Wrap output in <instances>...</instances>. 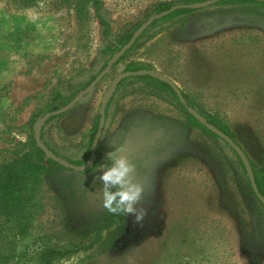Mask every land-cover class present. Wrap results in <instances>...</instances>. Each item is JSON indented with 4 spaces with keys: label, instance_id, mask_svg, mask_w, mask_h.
I'll list each match as a JSON object with an SVG mask.
<instances>
[{
    "label": "rangeland",
    "instance_id": "1",
    "mask_svg": "<svg viewBox=\"0 0 264 264\" xmlns=\"http://www.w3.org/2000/svg\"><path fill=\"white\" fill-rule=\"evenodd\" d=\"M98 1L0 0V149L20 151L32 115L56 111L48 112L59 105L56 94L76 93L73 100L110 62L101 54L107 42L97 14L117 39L153 18L159 3L185 0ZM144 32L72 108L38 122L52 149L80 160L113 89L97 147L106 158L119 144L136 163L132 175L144 187L139 206L147 215L139 224L127 215L108 251L92 248L82 262L54 264H264V212L232 152L191 127L175 99L149 82L129 77L113 87L130 64L169 79L199 114L225 123L264 174V10L212 5ZM102 167L47 174L29 234L4 231L0 252L22 254L21 263L67 239L87 242L104 212Z\"/></svg>",
    "mask_w": 264,
    "mask_h": 264
},
{
    "label": "trees",
    "instance_id": "2",
    "mask_svg": "<svg viewBox=\"0 0 264 264\" xmlns=\"http://www.w3.org/2000/svg\"><path fill=\"white\" fill-rule=\"evenodd\" d=\"M18 1L22 5L31 6L34 5L35 0H12ZM92 2L93 4L99 5L98 0H87V2ZM209 0H185L183 4H195L204 3ZM214 5H233V6H244L251 10H264V2L256 0H222ZM174 6L171 2L159 3L155 6L152 11L154 19L150 23L149 28H153L160 23L168 22L173 19L179 18L181 16H186L192 14L195 10L191 9H178L173 12L158 17L165 11H168ZM98 11V9H96ZM100 24L103 27L102 37L107 42L104 48L101 50V54L107 59H112L115 55L120 54L114 65L118 64L126 54L134 47L133 46L125 51L122 48L130 40L132 33L122 36L121 38L114 39L110 34V27L107 22H105L98 14ZM145 33V32H144ZM144 33L138 38L143 37ZM138 41V40H137ZM128 72L145 71L147 74L138 76L139 79L145 80L153 85L156 89L161 92H166L170 94L180 107L184 114L186 121L193 128H196L208 135L209 137L218 140L217 136L209 132L201 123L196 121L187 111V108H194L190 103L188 97L181 92L183 102H180L176 94L172 91L168 84L163 82V77L157 74H149V70L143 66L137 64H130L127 68ZM90 83L87 84V86ZM76 95L63 96L62 94H56L54 96V101H59V105L48 110L51 112L53 110H58L64 107L72 98ZM44 113H37L31 116L27 127L29 128V134L27 136V141L22 144V149L20 151H9L0 149V155L3 158L0 159V241L5 239L3 236L4 231H9L14 234L16 238H25L29 234L31 214L35 206V200L37 194L39 193L47 174L54 171V169H59L62 171H70L72 166H84L86 163H90L91 166L87 167L83 173L92 171L98 165H104L106 158L99 153L98 147L96 150H92V141L97 130L98 120L94 124V128L91 131V136L89 139V145L84 152L80 160H72L70 158L60 155L56 150L52 149L44 140L42 130L39 135H36L35 127L37 122L43 118ZM208 124L213 125L218 130L223 132L228 136L234 145V147L241 148L234 133L231 129L223 122H219L216 118L210 115L201 114ZM54 119L51 117L46 120V123ZM225 146L232 152L236 159L237 167L241 170L244 180L246 182L247 191L253 196L261 211L264 212V206L257 200L254 192L251 189L247 172L240 161L236 152L229 145ZM44 148L52 153L58 161L52 159H47L45 156ZM243 151V150H242ZM245 154V152L243 151ZM247 157V156H246ZM259 194L264 198V174L263 171L256 168V166L247 157ZM126 223L125 215H113L104 209L100 220L91 229L92 236L88 238L87 242L80 240L67 239L61 245L55 244L53 247L41 248L35 254V258L29 262H19L22 258V254H16L15 251L6 249L4 252H0V264H54L59 261H67L74 257H81L78 260L82 262L85 259H89L90 256H86L87 250L95 248V252L108 251L112 243L120 237L123 232V226ZM82 254V255H81Z\"/></svg>",
    "mask_w": 264,
    "mask_h": 264
},
{
    "label": "water",
    "instance_id": "3",
    "mask_svg": "<svg viewBox=\"0 0 264 264\" xmlns=\"http://www.w3.org/2000/svg\"><path fill=\"white\" fill-rule=\"evenodd\" d=\"M219 1H222V0H209V1H206L204 3H195V4H188V5H185V4L184 5H176V6H173L172 8H170L168 11L163 12L158 17L165 16V15L173 12L174 10H178V9L199 10V9H202V8H206V7L212 6V5H214L215 3L219 2ZM256 1L264 2V0H256ZM153 19H154V17L151 18L149 21L145 22L142 26H140L134 32V34L132 35L130 40L122 48V51L128 50V49H130L133 46L134 42L149 27V25H150V23L152 22ZM119 57H120V54L115 55L110 60V62L106 65V67L96 76L94 81L83 92H80L70 103H68L65 107L61 108L60 110H56V111H54L52 113L45 114L44 117H43V120L44 119H48L51 116H56V115L63 114L66 111H68L70 108H72L79 100H81L86 94H88L94 88V86H96L106 76V74L110 71L111 66L117 61V59ZM145 74H147V72H145V71L125 72V73L121 74L118 78H116V80L113 82V87L116 86L123 79L129 78V77H138V76L145 75ZM149 74L152 75L154 73H149ZM162 80H163V82H165L166 84L169 85V87L172 89V91L176 94V96L179 99V101L183 102L181 91L176 87V85L172 81L167 79V78H163ZM112 91H113V89H111L105 95V97L102 100V106H101L102 111H101V114H100L98 128H97V131H96L95 136L93 138V142H92V146H91L92 150H96L98 142H99V139H100V136L102 134L104 123H105L104 108H105V105H106L109 97L111 96ZM187 111L196 121L201 123L209 132H211L212 134L217 136V138L219 140H221L224 144H227L231 148H233V150L236 152V154L238 155L240 161L242 162V164L244 165V167L246 169L247 177H248V180H249V183H250L252 191L254 192L257 200L264 206V198L259 194V192L257 190L256 184H255V181H254V176H253L249 161H248L246 155L243 153L242 149L238 148V147H234V145L232 143V140L228 136H226L223 132L218 130L213 125L208 124L207 122H205L203 116L201 114H199L196 110H194L192 108H187ZM35 132H36V135H39V122H37V124H36ZM44 152H45V156H46L47 159H52L54 161H58V159L56 157H54L52 155V153L50 151H48L47 149L44 148ZM89 166H91V164L90 163H86L82 167L72 166L71 169L76 170V171H83Z\"/></svg>",
    "mask_w": 264,
    "mask_h": 264
},
{
    "label": "clouds",
    "instance_id": "4",
    "mask_svg": "<svg viewBox=\"0 0 264 264\" xmlns=\"http://www.w3.org/2000/svg\"><path fill=\"white\" fill-rule=\"evenodd\" d=\"M122 153L121 145L112 147L106 152L105 164L98 168L100 206L113 215L131 214L139 224L147 215V209L139 206L144 187L132 175L136 171V163Z\"/></svg>",
    "mask_w": 264,
    "mask_h": 264
},
{
    "label": "flooded vegetation",
    "instance_id": "5",
    "mask_svg": "<svg viewBox=\"0 0 264 264\" xmlns=\"http://www.w3.org/2000/svg\"><path fill=\"white\" fill-rule=\"evenodd\" d=\"M101 106H102V103H101ZM107 106H108V102L106 103L105 108H104V114H105V116H106ZM101 111H102V108H101ZM101 111H100V114H101ZM99 119H100V117H99Z\"/></svg>",
    "mask_w": 264,
    "mask_h": 264
}]
</instances>
